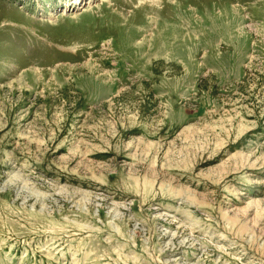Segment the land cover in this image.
<instances>
[{
  "label": "rangeland",
  "instance_id": "374dc122",
  "mask_svg": "<svg viewBox=\"0 0 264 264\" xmlns=\"http://www.w3.org/2000/svg\"><path fill=\"white\" fill-rule=\"evenodd\" d=\"M0 264H264V0H0Z\"/></svg>",
  "mask_w": 264,
  "mask_h": 264
}]
</instances>
